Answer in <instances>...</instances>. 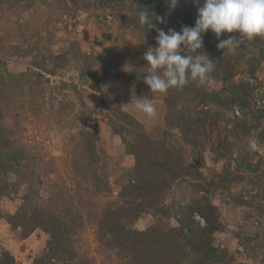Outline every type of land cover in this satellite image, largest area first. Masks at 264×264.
I'll use <instances>...</instances> for the list:
<instances>
[{
    "label": "rangeland",
    "instance_id": "374dc122",
    "mask_svg": "<svg viewBox=\"0 0 264 264\" xmlns=\"http://www.w3.org/2000/svg\"><path fill=\"white\" fill-rule=\"evenodd\" d=\"M30 2L0 0V57L6 60L7 70L19 74L27 71L31 60L66 50L69 60L56 68L55 75L31 74L5 80L13 85L11 96L15 98L9 102L12 113L6 123L14 126L26 147L33 187L30 195L42 188L36 199L39 202L58 193L66 197L75 210L88 212V219L78 225L74 242L82 264H124L92 218L96 213L120 206H127L136 214L139 203H130L128 170L136 166L141 170L140 175L148 179L152 158L167 160L172 172L166 174L165 187L158 190L152 201L166 210L169 204H189L206 194L217 206L223 224L222 230L214 233L215 244L226 249L234 264H258L264 257V137L259 133L264 130V115L257 111L264 108V62L254 76L246 74L247 65L241 64L234 77L251 85L249 108L234 109L235 116L241 120L247 118L248 122L237 126V137L232 135V124L208 114L204 127L196 125L199 139L196 146H191L178 128L169 123L166 98L178 104L183 101L186 105H195L196 116L201 121L204 115L200 110L207 106L198 99L192 100L191 95L181 94V89L174 90L172 95L151 93L143 81L147 75L143 53L154 46L142 39L141 34L126 28L115 14L90 9L63 10L55 0H35L27 7ZM205 36L218 41L210 30ZM229 36L240 38L239 32L234 31L222 34L221 39ZM244 38H240L239 46ZM14 45L31 54H11ZM235 49L227 51L234 54ZM242 49L248 54V45ZM76 50L94 54L99 75L81 81L80 63L74 56ZM50 66L53 63L50 62ZM203 85L206 91L221 87L211 75ZM141 96L152 99L157 108L155 117L149 118L135 108L134 101ZM215 109V106L210 107V110ZM126 114L140 122L149 141L134 142ZM229 114L232 112L225 111L226 116ZM113 127L119 129L120 134ZM245 127L255 129L250 128V133L244 134ZM85 129L90 131L89 135L83 133ZM87 139L97 155L95 162L90 161L84 149ZM251 139L257 141L259 151L248 149ZM235 157L239 158L241 167L236 168L232 159ZM90 165L95 166L101 181L91 179ZM192 166L203 174L204 190ZM225 166L232 172L240 170L243 179L231 182L227 188L211 184L212 179H219L218 174ZM248 166L250 169H245ZM8 180L16 181L17 176L10 174ZM106 186L109 192L104 195L102 189ZM26 191L27 186L20 184L17 191L0 196V246L10 251L15 264H32L33 258L47 250L50 238L42 229L26 234L25 229L8 221L19 209ZM174 213L175 216L183 214L181 209L177 212L168 209L161 215L160 210L145 207L138 215H131L126 226L140 230L159 226L165 230L174 223L170 218ZM193 218L203 223L197 213ZM13 221L24 222L23 219ZM236 234H240V238ZM160 245L157 242L158 248ZM163 246L172 250L171 243L164 242ZM182 264L193 263L185 258Z\"/></svg>",
    "mask_w": 264,
    "mask_h": 264
},
{
    "label": "trees",
    "instance_id": "16d2710c",
    "mask_svg": "<svg viewBox=\"0 0 264 264\" xmlns=\"http://www.w3.org/2000/svg\"><path fill=\"white\" fill-rule=\"evenodd\" d=\"M34 1L31 0L27 7L33 4ZM56 2L63 10L78 12L90 9L111 13V15L115 14L123 20V25L126 28L137 31L141 34L142 39H146L154 47L156 46L155 37L157 32L155 29H148L146 26L141 25L138 14L141 10H148L149 18L152 19L155 14L163 16L168 11L165 0H55ZM202 5L203 0H199V3H196L195 0H179L177 8L167 17L165 24H159L154 19H152V22L165 31L168 28H175L179 31L182 24L194 25L197 8ZM205 37L204 35L203 47L198 49L197 53L207 52L210 58L213 59L215 70L210 75L221 83V87L217 90L206 91L204 85L190 81L183 88L173 87L166 92L172 95L174 90L181 89V94L191 95L192 100L198 99L200 103L207 106L206 109L200 110V113L204 115L203 121H201L200 117L196 116L195 105H186L183 101L178 104L170 102L166 98L169 123L178 128L184 141L191 146H196L200 133L197 126L198 128L205 126L208 114L216 120L232 124V135L237 137L238 133L235 131L237 126L241 125V122L244 124H248V122L247 118L241 120L238 116H235L233 114L234 109L249 108L251 85L245 80H234V77L238 73L241 64L247 65L245 68L246 74L254 76L258 66L264 62V36L257 35L251 40L244 38L241 45L235 49L234 54L227 50L218 49L216 47L218 41H212ZM246 45L249 47L248 54L242 49ZM10 53L13 55L31 54L19 45H14ZM191 54L195 55V53ZM74 56L80 63L79 77L81 81L99 75L93 53H83L76 50ZM68 60L67 50L59 54L50 53L42 56L40 60H31L27 71L14 74L7 70L6 60L0 57V196H8L15 190L17 191L20 184L26 185L27 191L22 196V204L15 214L9 216L8 221L13 226L16 225L25 229L26 234L39 228L50 236L47 242V250L42 253V256L33 258L32 264H82L74 242L78 225H81L86 217L88 219L87 215L89 214L88 212L75 210L66 201L67 198L58 193L53 194L55 196H49L43 202L36 200L39 199V190H42V188L30 195V190L33 189L30 176V159L26 153V147L20 142L14 126L6 123L12 113L10 110L12 106L9 102L14 101L15 98L11 96L13 85L5 82V80L24 78L31 74L40 77H43L45 73L55 75L56 68ZM50 62L53 63V66H50ZM20 89V91H23V88ZM6 100L7 104H4ZM211 106H215L216 109L210 110ZM225 111H230L232 114L226 116ZM257 111L264 115V108ZM126 115L130 118L128 125L132 128L134 142L149 141V136L140 122L133 116ZM250 128L245 127L244 134H249L251 129H255ZM113 129L120 134L119 129L115 127ZM83 133L89 135L90 131L85 129ZM259 133L264 137V130ZM262 140L264 141V138ZM87 142H85L84 149L87 150L90 161L95 162L97 155L90 140L87 139ZM232 159L236 164V168L241 167L242 163L238 157ZM149 168L150 176L148 179L140 175L141 170L139 171L136 166L128 170L130 178L127 179V185L130 203H139L136 206V214L135 212L131 213L127 206H120L113 209L109 208L102 213H96L92 218L100 234L109 238L110 246L119 256L120 261L124 264H182L183 260L187 258V261L190 260L193 264H234L233 257L227 253L226 249L215 244L214 233L221 231L223 228L217 206L205 194L189 204H169L164 210L152 200L154 196H157L158 190L165 187L166 174L172 173L169 162L165 159L152 158L149 161ZM245 169H250V167L248 166ZM96 170L95 166H91L90 177L99 181L100 177ZM192 170L196 176L198 175L201 188H203L202 181L205 180L203 174L195 166H192ZM10 174L17 176V180L9 181L8 176ZM218 177L217 181L212 179L211 184L227 188L231 182L242 180L244 176L240 170L235 169V172H232L229 167L225 166ZM102 191L104 195L109 192L107 186ZM145 207H151L155 211L160 210L161 215H165L164 212L168 209L175 212L181 209L183 214L180 216H175V213L172 214L170 218L174 220V223L165 230L159 226H150L143 230L128 228L126 220L133 215H138V211ZM258 208L262 210L261 206H258ZM194 213L202 218L203 223L193 218ZM20 219H23L24 222L13 221ZM236 237L240 238V234H236ZM256 237L259 238V236ZM246 239L249 240L250 237ZM262 239L264 243V236ZM156 241L160 242L162 246L164 242L171 243L172 250L164 249V246L161 245L158 248ZM0 264H15L14 256L3 246H0ZM258 264H264V257Z\"/></svg>",
    "mask_w": 264,
    "mask_h": 264
},
{
    "label": "clouds",
    "instance_id": "9594fccd",
    "mask_svg": "<svg viewBox=\"0 0 264 264\" xmlns=\"http://www.w3.org/2000/svg\"><path fill=\"white\" fill-rule=\"evenodd\" d=\"M199 3V0H195ZM168 11L163 16L152 17L157 23L165 24L179 0H165ZM149 18L148 10H141L138 20L148 29H155L156 46L149 47L143 53L147 62L143 81L149 86L151 93H166L169 88H183L190 81L203 85L215 70L213 59L207 52H199L203 47V37L209 30L219 41L218 49L231 51L239 47L241 37L251 40L257 35L264 36V0H203L197 8V16L192 26L182 24L179 31L158 28ZM238 31L240 38L229 36L221 39L224 33ZM191 53H195L192 55ZM135 108L147 117L153 118L157 108L152 99L141 96L134 101ZM248 149L252 152L260 150L255 139L248 141Z\"/></svg>",
    "mask_w": 264,
    "mask_h": 264
},
{
    "label": "crops",
    "instance_id": "0c3cea01",
    "mask_svg": "<svg viewBox=\"0 0 264 264\" xmlns=\"http://www.w3.org/2000/svg\"><path fill=\"white\" fill-rule=\"evenodd\" d=\"M27 238L23 239L22 241H25Z\"/></svg>",
    "mask_w": 264,
    "mask_h": 264
}]
</instances>
